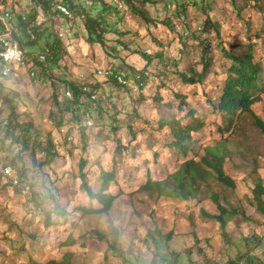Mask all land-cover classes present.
Instances as JSON below:
<instances>
[{
    "label": "rangeland",
    "instance_id": "374dc122",
    "mask_svg": "<svg viewBox=\"0 0 264 264\" xmlns=\"http://www.w3.org/2000/svg\"><path fill=\"white\" fill-rule=\"evenodd\" d=\"M73 1L63 15L45 14L36 0H8L15 11L40 16L29 61L11 75L0 72V264H264V203L253 194L256 179L264 182V133L249 113L230 125L216 108L234 57L250 49L264 64V0H133L147 18L128 0ZM99 13L109 51L86 42L84 17ZM56 39L58 58L39 62ZM106 68L128 75L129 84L101 75ZM72 84L78 94L68 98ZM253 96L252 110L264 121V75ZM194 116L205 127L184 155L162 124L189 125ZM221 143L235 187L208 177L189 199L139 190L149 176L173 188L185 162ZM83 156L95 193L101 172L115 171L109 213L83 212L103 207L82 187ZM6 165L24 173L27 192L4 176ZM220 214L225 227L209 218Z\"/></svg>",
    "mask_w": 264,
    "mask_h": 264
},
{
    "label": "trees",
    "instance_id": "16d2710c",
    "mask_svg": "<svg viewBox=\"0 0 264 264\" xmlns=\"http://www.w3.org/2000/svg\"><path fill=\"white\" fill-rule=\"evenodd\" d=\"M37 3L43 7V11L45 14L50 13L53 9L57 13H61L66 15L67 13L59 9L58 5L64 3L69 6L71 9V4L74 3L73 0L66 1H53V0H36ZM133 12L138 15L147 18V14L145 9L136 5L133 0H128ZM71 3V4H68ZM8 5V0H0V26L5 31L7 29V24L5 21V16L8 12L13 14V18L11 19V24L13 28L14 38L18 39L22 46L28 49V56L31 55V51L29 49L28 44H31L37 40L35 39L36 34L39 31L38 26V18L40 13L37 12L34 16H30L31 12L28 11H15L13 6H2ZM5 10V14H2V10ZM72 11V10H71ZM16 17V21H15ZM20 23L19 28L17 27ZM34 23V24H33ZM85 28L87 31L86 42H97L104 47L105 50L109 51V45L106 43L105 34L106 29L104 28L106 21L103 19L101 13L92 16L91 14H86L84 17ZM34 27V29H33ZM27 44L25 43V39ZM32 41V42H30ZM61 43L60 40L56 39V42L51 45V48L46 50L48 53V59L50 58H58L57 55V47ZM113 50V48L111 47ZM142 54L144 57L150 59L149 54L144 51H137ZM204 56H206V49H203ZM39 62L40 59L38 58ZM0 58V72L3 73L4 65L1 62ZM210 62L205 60L204 69L201 73H199V77L203 78L209 69ZM184 82L196 83L197 79L191 77L186 73H181ZM264 75V64H260L255 62L252 51L249 49L246 54L239 59L234 57V62L232 66V74L228 77L227 84L225 86L223 95L221 97L220 103L216 106L217 110L223 113L224 117H227L229 120V124L232 125L234 121V116H238L241 113H249L251 117L255 120L257 126L264 133V121L252 110V106L257 102V97L253 96V93L260 90L262 76ZM125 78H129L128 75H123ZM133 77L137 78L139 83L143 82L145 75L139 72L134 68V72L132 74ZM115 81L119 82L117 79ZM121 83V82H119ZM123 84V83H122ZM127 83L126 85H128ZM70 87V86H69ZM73 87L74 90L71 88ZM71 90L74 95L77 96L78 89L75 84H72ZM84 87V86H83ZM82 87V89H83ZM84 90V89H83ZM72 97V98H73ZM56 98V97H55ZM67 106V105H66ZM68 107V106H67ZM193 123L189 125H182L180 121L176 119H172L166 121L167 124H162L168 127L171 131V135L174 140L172 144L180 149L184 155H189V151L191 150L190 142H193L194 133L200 132L205 124L198 117H193ZM226 119V118H225ZM92 122V121H91ZM21 126L20 123L16 124L15 127ZM9 128V126H8ZM83 138L85 137V133H82ZM83 148H87L86 142L83 144ZM227 148L224 144H217L215 146H209L205 148V155L200 158V160L191 159L185 162L181 169L173 174V183L174 187L169 188V181H158L153 180L152 177H148L147 182L141 186L139 189L141 192L148 193L153 196L155 193L159 195H163L165 193H169L172 195L182 196L185 199H189L192 195H197L200 191V181L205 183H209L208 177L216 178L218 182L228 187H235L236 183L232 177H230L226 170V154ZM54 156V155H53ZM87 159L83 156L80 159V174L82 178V187L88 193L91 199H96L102 204V208L99 210L89 209L83 210L85 214L89 215H98L103 213H109L111 208L113 207L114 202L117 199V196H113L107 193V189L109 185L116 181L115 171L112 172H101V177L103 180L102 189L99 193L93 192L91 187L88 185L87 174L85 172V168L87 166ZM18 171V169H17ZM4 173V172H3ZM19 173V171H18ZM22 180L26 179L24 173H19ZM27 183V182H26ZM15 186V185H14ZM28 189H29V185ZM17 187V186H15ZM169 190V191H168ZM254 199L258 201V203H264V182L260 178L256 179V185L253 190ZM222 212H225L224 208H220ZM209 218L219 220L223 227H225V221L223 215H211ZM252 260V259H251ZM255 264V262H254Z\"/></svg>",
    "mask_w": 264,
    "mask_h": 264
},
{
    "label": "built area",
    "instance_id": "2783aa9c",
    "mask_svg": "<svg viewBox=\"0 0 264 264\" xmlns=\"http://www.w3.org/2000/svg\"><path fill=\"white\" fill-rule=\"evenodd\" d=\"M59 9L62 11L66 12L67 14L71 13V9L69 8L68 5L61 3L58 5ZM13 18V14L8 12L5 16V21L7 24V29L5 30L4 33L0 34V58L1 62L4 65L3 67V74L4 75H11L14 70L16 65H23L26 64L27 61H29V56H28V49L22 46V43L14 38L13 35V28L11 24V19ZM40 62L45 61L48 59V53L43 52L39 55ZM33 75H35L36 71L35 69L32 71ZM99 73L103 76L106 77H111L113 79H117L119 82L123 84H127L128 79L123 76L120 72L111 69V68H106V69H100ZM143 84V82H141ZM84 90H88V86L83 87ZM66 96L68 98L73 97V92L70 87L66 89ZM91 124L92 122L89 121ZM63 131L66 132V129L63 128ZM16 152L20 150L19 147H15ZM4 176L15 186L20 188L22 192H27L28 191V186L26 181L19 175L17 169L15 170V167L12 165H6L3 168Z\"/></svg>",
    "mask_w": 264,
    "mask_h": 264
}]
</instances>
